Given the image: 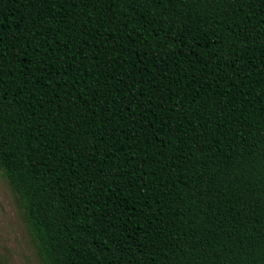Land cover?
Returning a JSON list of instances; mask_svg holds the SVG:
<instances>
[{"label": "trees", "instance_id": "trees-1", "mask_svg": "<svg viewBox=\"0 0 264 264\" xmlns=\"http://www.w3.org/2000/svg\"><path fill=\"white\" fill-rule=\"evenodd\" d=\"M0 173L40 264H264V0H0Z\"/></svg>", "mask_w": 264, "mask_h": 264}, {"label": "rangeland", "instance_id": "rangeland-1", "mask_svg": "<svg viewBox=\"0 0 264 264\" xmlns=\"http://www.w3.org/2000/svg\"><path fill=\"white\" fill-rule=\"evenodd\" d=\"M0 264H40L16 195L1 173Z\"/></svg>", "mask_w": 264, "mask_h": 264}]
</instances>
